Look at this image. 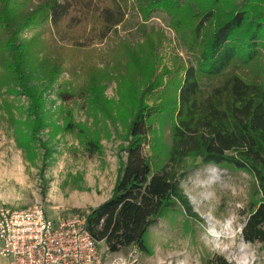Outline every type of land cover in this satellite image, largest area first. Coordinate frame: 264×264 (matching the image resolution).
I'll return each mask as SVG.
<instances>
[{
	"label": "trees",
	"instance_id": "1",
	"mask_svg": "<svg viewBox=\"0 0 264 264\" xmlns=\"http://www.w3.org/2000/svg\"><path fill=\"white\" fill-rule=\"evenodd\" d=\"M133 13L139 40L118 38ZM154 13L168 18L192 61L161 55L164 31L144 26ZM64 72L75 83L68 92L58 83ZM37 73L41 91L31 86ZM110 83L114 101L104 95ZM6 86L29 99L32 137L46 126L39 111L54 86L57 98L80 92L91 111L125 127L112 194L85 214V229L109 253H146L159 219L196 217L181 181L209 164L252 177L240 235L264 245V0H0ZM161 123L167 131L151 161L144 148ZM205 264L232 263L212 255Z\"/></svg>",
	"mask_w": 264,
	"mask_h": 264
},
{
	"label": "rangeland",
	"instance_id": "2",
	"mask_svg": "<svg viewBox=\"0 0 264 264\" xmlns=\"http://www.w3.org/2000/svg\"><path fill=\"white\" fill-rule=\"evenodd\" d=\"M136 24L133 13L125 28L118 30V38L138 41ZM144 26L164 31L162 56L168 59L173 52L181 60L192 61L164 14H152ZM32 78L33 88H45L41 75ZM58 83L67 92L75 84L68 72ZM55 89L43 93L39 115L47 123L32 137L29 99L14 87L0 88V213L41 206L51 218L85 217L112 194L125 159V127L117 119L91 111L80 92L63 101ZM104 95L116 100L114 83L106 86ZM164 127L163 123L156 126L144 148L151 161L160 152ZM251 183L252 177L244 171L197 165L181 181L196 217L177 214L159 219L146 234V253L133 246L109 253L103 242L97 248L106 264H205L212 255L232 264H264V245L245 243L240 235ZM0 264L10 262L0 257Z\"/></svg>",
	"mask_w": 264,
	"mask_h": 264
},
{
	"label": "built area",
	"instance_id": "3",
	"mask_svg": "<svg viewBox=\"0 0 264 264\" xmlns=\"http://www.w3.org/2000/svg\"><path fill=\"white\" fill-rule=\"evenodd\" d=\"M85 217L51 218L41 206L0 213V257L10 264H106Z\"/></svg>",
	"mask_w": 264,
	"mask_h": 264
}]
</instances>
